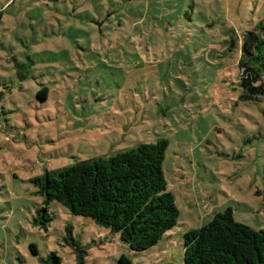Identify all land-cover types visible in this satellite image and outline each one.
Listing matches in <instances>:
<instances>
[{
  "label": "rangeland",
  "instance_id": "obj_1",
  "mask_svg": "<svg viewBox=\"0 0 264 264\" xmlns=\"http://www.w3.org/2000/svg\"><path fill=\"white\" fill-rule=\"evenodd\" d=\"M264 0H0V264H183L182 235L231 210L264 229V96L244 100L242 36ZM165 139L179 218L135 253L34 180ZM36 249L34 255L30 249Z\"/></svg>",
  "mask_w": 264,
  "mask_h": 264
},
{
  "label": "trees",
  "instance_id": "obj_2",
  "mask_svg": "<svg viewBox=\"0 0 264 264\" xmlns=\"http://www.w3.org/2000/svg\"><path fill=\"white\" fill-rule=\"evenodd\" d=\"M240 85L242 99L264 96V24L246 32L240 43ZM165 139L140 144L109 158L80 161L68 168L45 172L34 180L43 199L34 222L47 228L51 219L47 207L57 202L75 215L119 234L135 253L167 239L177 226L179 210L167 191L162 171L167 148ZM67 244L74 245L75 264H85L84 252L66 226ZM183 264H264V229L255 231L236 222L231 210L216 214L206 225L182 235ZM36 254L35 247H30ZM42 264H61L49 253ZM118 264H131L121 256Z\"/></svg>",
  "mask_w": 264,
  "mask_h": 264
},
{
  "label": "crops",
  "instance_id": "obj_3",
  "mask_svg": "<svg viewBox=\"0 0 264 264\" xmlns=\"http://www.w3.org/2000/svg\"><path fill=\"white\" fill-rule=\"evenodd\" d=\"M167 235V234H166ZM173 235H167V239H169L170 237H172Z\"/></svg>",
  "mask_w": 264,
  "mask_h": 264
}]
</instances>
